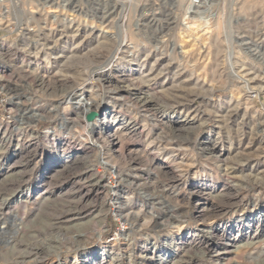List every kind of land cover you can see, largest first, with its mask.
Returning a JSON list of instances; mask_svg holds the SVG:
<instances>
[{
	"label": "rangeland",
	"instance_id": "374dc122",
	"mask_svg": "<svg viewBox=\"0 0 264 264\" xmlns=\"http://www.w3.org/2000/svg\"><path fill=\"white\" fill-rule=\"evenodd\" d=\"M46 1L0 7V264H264V0Z\"/></svg>",
	"mask_w": 264,
	"mask_h": 264
},
{
	"label": "bare ground",
	"instance_id": "6f19581e",
	"mask_svg": "<svg viewBox=\"0 0 264 264\" xmlns=\"http://www.w3.org/2000/svg\"><path fill=\"white\" fill-rule=\"evenodd\" d=\"M129 1V0H128ZM46 2H48V0L46 1ZM207 2H211V0H204L203 1V3L202 4H206ZM211 5V4H210ZM0 6H1V4H0ZM60 6H62V5H60ZM44 7H45V5H43V7H42V9H40V10H44ZM50 7V6H49ZM200 7V6H199ZM199 7H196L194 4H193V0H189V2H188V4H187V7H186V10H185V15H186V17H185V19H184V22H183V28H181L182 30H183V32H181V33H185L186 32V34H189V32L190 31H192L193 30V28L194 27H196V28H199V27H201V24H203L205 27L207 26V24H208V18H207V16H202L201 14H202V12L198 9ZM61 10H63V9H61ZM60 10V11H61ZM208 10V9H207ZM54 13L55 14V17H60V15H62L63 14V12H62V14H60L59 13V9H53V10H50L49 12H47V14L48 15H50L49 13ZM44 14H46V13H44ZM72 14V13H71ZM75 13H73L72 15H74ZM0 15H2V13L0 14ZM70 14L68 13L66 16H67V19H68V16H69ZM75 16V15H74ZM77 16V15H76ZM76 18V17H75ZM188 19H190V20H188ZM154 20V19H153ZM196 21H201L202 23L200 24H196ZM180 29V30H181ZM200 29V28H199ZM104 30V29H103ZM195 30V29H194ZM106 32H108V31H106ZM218 32V31H217ZM133 35V37H130L131 39H134L137 43H139L140 41H141V39L140 38H136V36L134 35V34H132ZM218 45V44H217ZM181 52H183V53H186V51H185V49H184V46H182V50H181ZM187 54V53H186ZM230 60V59H229ZM231 62V61H230ZM38 73V72H37ZM93 75V74H92ZM50 79H52V76L51 75H47V74H45V73H42L41 72V74L40 75H38V76H36V79L35 80H37V84H38V87L39 88H41V89H47V90H50L51 91V93H52V87H50L49 88V86H50V84H48L47 83V80H50ZM142 79V78H141ZM67 80V79H66ZM62 85V84H61ZM20 88V89H19ZM38 88V89H39ZM117 88V87H116ZM204 88V87H203ZM0 89H3V90H6L7 91V93L9 92V95L11 96V98L13 97V98H15V100L16 99H20L21 98V93H20V90H22L23 89V87L20 85V87H19V85L17 84V82L16 83H14V82H11L10 84H8V82L7 83H5V82H2V80L0 81ZM35 90L36 92L34 93H32L31 94V96H29L28 97V101L29 100H31L32 99V101H33V99H34V97H36V96H38V92L40 91V90ZM113 89V88H112ZM117 90V89H116ZM22 92V91H21ZM76 92V89H74V90H72V92H68V93H66V94H63L62 96H61V98L60 99H58L57 98V100H49V103L47 104H44V106H48V108H44L43 107V105L41 104H37L38 102H36L35 101V103H29V102H26V101H17L16 102V104L17 105H20L21 106V108H23L22 110H24V113H31V117H32V121H30V123L31 122H36V121H38L39 119H41L42 117H44L45 116V114H47V111H49L48 112V114L50 113V111L52 112V103L53 102H57L58 104V107L61 105V104H63V103H71V102H73V103H75V105L76 106H78L80 109H82V111H83V113L84 114H88V112H90L92 109H93V106L95 105V100L94 99H91V98H89V97H87V95H86V93L85 92H83L82 94H81V97H79L78 99H76V101H74V99H75V97H74V93ZM24 94L25 95H27L28 96V94L27 93H25L24 92ZM119 94H120V92H119ZM76 95V94H75ZM123 95V94H122ZM121 96V95H120ZM10 98V99H11ZM32 105V107H30ZM33 105H36L35 107L33 106ZM49 106H51V108L49 107ZM97 106V105H96ZM146 106H148V104H145V107ZM57 107V108H58ZM50 108V109H49ZM67 108V107H66ZM65 108V109H66ZM149 108V107H148ZM58 113H60V112H58ZM64 113H66V112H64ZM101 116V115H100ZM29 118L28 119H31L30 118V116H28ZM83 119V121H81L80 123L81 124H83L84 123V129L86 130V133H87V135H88V137H90L89 135H93V134H97V128L99 127V122H100V118H97V119H95V120H93V122H90L89 121V119H88V116H86V118L85 117H83L82 118ZM67 120V119H66ZM78 121H80V120H78ZM27 122H29V121H27ZM79 123V124H80ZM80 124V125H81ZM79 125V126H80ZM83 126V125H82ZM103 126V125H102ZM29 127V126H28ZM81 127V126H80ZM134 128V125H133V127L132 128H130V129H133ZM120 129V128H119ZM133 131H135V130H133ZM7 132H8V128L5 130V132H4V134H3V136L5 137L6 136V134H7ZM115 135H116V133H115ZM118 135V134H117ZM116 135V136H117ZM91 138V137H90ZM118 138V137H117ZM95 141V140H94ZM78 151H80V150H77V152ZM73 152H76V150H74ZM76 152V153H77ZM12 185V184H11ZM10 186V185H9ZM7 187V186H6ZM12 187V186H11ZM14 187V186H13ZM10 188V187H9ZM8 190V189H7ZM118 204V203H117ZM121 205V204H120ZM119 205V206H120ZM71 218V217H70ZM121 218H123L124 220H125V223H127V222H129L131 219H137V215H132V216H124V215H121ZM132 221V220H131ZM133 224V223H132ZM102 232V231H101ZM44 247V246H43ZM39 249V248H38ZM43 249V248H42ZM37 253V252H36ZM39 254V253H38ZM38 259V258H37Z\"/></svg>",
	"mask_w": 264,
	"mask_h": 264
},
{
	"label": "built area",
	"instance_id": "2783aa9c",
	"mask_svg": "<svg viewBox=\"0 0 264 264\" xmlns=\"http://www.w3.org/2000/svg\"><path fill=\"white\" fill-rule=\"evenodd\" d=\"M18 1L19 0H0V4H1V8H5V10H6V12H8L11 8H13L15 5H17L18 4ZM203 1L204 0H193V4L196 6V7H199V6H201L202 5V3H203ZM4 42V39L3 40H1V42H0V44H2ZM8 103L10 104V112H11V114H10V118L12 119L13 118V120H14V118H16V116L14 115V113H16L14 110H12L11 109V102H10V100H9V98H8ZM7 126H10V125H8L7 124Z\"/></svg>",
	"mask_w": 264,
	"mask_h": 264
},
{
	"label": "water",
	"instance_id": "95a60500",
	"mask_svg": "<svg viewBox=\"0 0 264 264\" xmlns=\"http://www.w3.org/2000/svg\"><path fill=\"white\" fill-rule=\"evenodd\" d=\"M96 116V112H91V113H89V115H88V119H89V121L90 122H92V120H93V118Z\"/></svg>",
	"mask_w": 264,
	"mask_h": 264
}]
</instances>
